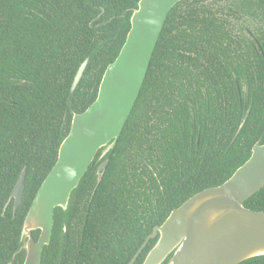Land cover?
<instances>
[{"label": "trees", "instance_id": "obj_1", "mask_svg": "<svg viewBox=\"0 0 264 264\" xmlns=\"http://www.w3.org/2000/svg\"><path fill=\"white\" fill-rule=\"evenodd\" d=\"M137 2L0 0V264L19 249L24 217L57 160L73 113L95 100ZM256 142L264 143V0L179 1L101 181L99 150L67 210L55 208L40 264H59L63 248L71 257L61 264H128L172 209L227 180ZM23 168L22 202L13 211L11 199L4 210ZM244 206L264 210V186ZM38 234L32 232L34 239ZM24 257L22 250L10 264ZM239 264H264V256Z\"/></svg>", "mask_w": 264, "mask_h": 264}, {"label": "water", "instance_id": "obj_2", "mask_svg": "<svg viewBox=\"0 0 264 264\" xmlns=\"http://www.w3.org/2000/svg\"><path fill=\"white\" fill-rule=\"evenodd\" d=\"M181 0H138L130 15V29L113 62L106 67L95 100L81 113H73L68 134L61 141L58 157L39 186L23 220L21 264H40L50 244L54 211L68 208L96 154L103 159L96 170L98 184L123 127L144 83L160 33L171 8ZM80 64L71 86L74 90L87 66ZM245 89V87H244ZM241 122L237 133L240 131ZM26 169L23 168L10 194L13 211L22 202ZM264 186V143L256 142L249 158L223 183L202 189L178 207L147 235L128 264H133L150 239L156 238L141 264H239L264 256V210H251L244 202ZM3 210V211H4ZM66 224L62 223L65 233ZM39 230L38 238L32 232Z\"/></svg>", "mask_w": 264, "mask_h": 264}, {"label": "flooded vegetation", "instance_id": "obj_3", "mask_svg": "<svg viewBox=\"0 0 264 264\" xmlns=\"http://www.w3.org/2000/svg\"><path fill=\"white\" fill-rule=\"evenodd\" d=\"M256 44L259 46V43L256 41ZM259 48V47H258ZM258 48L257 47H253V50H254V52H255V54H256V56H258V54H259V50H258ZM65 234H66V229H65V233H64V236H65ZM63 240H64V242H65V238H63ZM148 252V251H147ZM147 254V253H146ZM171 256V255H170ZM169 256V257H170ZM68 257H71L70 255H69V251H67V250H65V248H63L62 250H61V252H60V259H59V261H60V263L59 264H61L62 262H63V260L65 259V260H67V261H70V259H68ZM169 257L165 260V261H163L161 264H166L167 263V261H168V259H169ZM74 260V262H76L77 261V259L76 258H73ZM144 260V259H143ZM142 260V261H143ZM142 263V262H141ZM140 263V264H141Z\"/></svg>", "mask_w": 264, "mask_h": 264}]
</instances>
